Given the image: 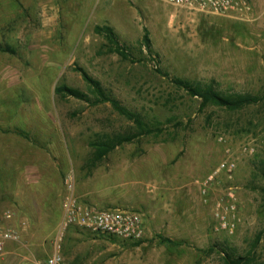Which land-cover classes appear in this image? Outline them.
Wrapping results in <instances>:
<instances>
[{"label":"rangeland","instance_id":"1","mask_svg":"<svg viewBox=\"0 0 264 264\" xmlns=\"http://www.w3.org/2000/svg\"><path fill=\"white\" fill-rule=\"evenodd\" d=\"M248 1L251 13L241 20L160 0H0V150L49 152L53 171L65 173L61 206L72 174L80 202L145 218L140 242L111 241L76 226L60 232L58 221L14 219V204L0 194V225L20 233L10 264L45 258L57 243L69 264H224L225 252L264 264V105L200 108L158 71L224 92L264 93V0ZM96 24L110 25L138 59L106 52ZM144 28L150 54L140 52ZM77 67L161 131L93 161V141L134 125L108 101L93 102ZM61 84L88 100L56 93ZM6 156L5 163L16 162Z\"/></svg>","mask_w":264,"mask_h":264},{"label":"trees","instance_id":"2","mask_svg":"<svg viewBox=\"0 0 264 264\" xmlns=\"http://www.w3.org/2000/svg\"><path fill=\"white\" fill-rule=\"evenodd\" d=\"M93 31L104 38V45L107 47L106 52H115L122 60L136 61L138 59L133 56L129 50V47L120 41L117 33L110 25L96 24L93 27ZM139 43L141 53L143 52V49H145L148 54L152 53L151 40L149 37V32L146 28H144V32ZM0 49H2L1 46ZM77 70L80 71L82 78L88 84L91 92L95 94V99L93 101L94 103L108 101L114 110L127 119L131 120L134 125L133 131L127 134H105L104 136H99L98 140L93 141L91 143L94 149L92 157L93 161L102 160L115 147L125 142H131L140 135L150 134L153 132L157 133L161 131V128L150 125V123H146L138 113L133 112L127 107L121 105V103L116 98L106 95L100 81L90 76L82 67H77ZM158 71L162 72V74L168 78L172 86H174L176 89L182 90L190 97L198 98L200 100V108L206 107L208 105H214L234 111L250 105H264V93H253L250 91L231 93L224 92L212 84L198 83L178 76H170L166 70L159 69ZM55 92L73 96L82 100H88V96L84 92L77 88L69 87L65 84L56 86ZM103 237L110 238L111 241H114L115 239L119 240L118 238L112 236ZM141 240L133 242L138 243ZM160 241L165 244L176 243L170 238L163 236H160ZM212 251L213 248H209L207 250L208 254ZM222 259L224 264H253L254 262L253 255L250 253L245 255H235L230 252H225L222 256Z\"/></svg>","mask_w":264,"mask_h":264},{"label":"built area","instance_id":"3","mask_svg":"<svg viewBox=\"0 0 264 264\" xmlns=\"http://www.w3.org/2000/svg\"><path fill=\"white\" fill-rule=\"evenodd\" d=\"M175 9H182L193 13H207L233 17L241 20L248 18L251 13V4L248 0H160ZM228 169L234 166L233 162L226 164ZM224 167V166H223ZM65 195L63 198V217L59 230L69 227H80L96 236H112L126 241H139L145 235L144 215L131 208L120 206H99L94 203L80 202L74 192L72 174L64 179ZM5 217H11L7 211ZM222 225L226 226L223 220ZM7 241L20 242L19 230L0 225V264L5 252ZM29 264H69L63 258L59 244L45 258H33Z\"/></svg>","mask_w":264,"mask_h":264},{"label":"crops","instance_id":"4","mask_svg":"<svg viewBox=\"0 0 264 264\" xmlns=\"http://www.w3.org/2000/svg\"><path fill=\"white\" fill-rule=\"evenodd\" d=\"M51 140L52 138L45 142ZM27 148H30V150H27L25 154L22 148L17 147L9 151L0 150V194L7 197L9 203L6 204H14V219L22 220L24 218L36 222L58 221L60 223L63 217L61 201L64 192L62 177L64 172L59 169L53 171V168H51L53 163L49 162L53 157L46 150L39 152L32 146H27ZM2 152H4V155H2ZM27 153L28 156H26ZM7 154L10 158L16 160L14 164L5 163L4 160H7ZM22 161H26V165L20 166ZM38 162L42 165L41 169ZM46 168H51V177L48 181L44 179V169ZM13 246L14 242L12 241L5 243V252L1 264H10L14 253L12 251Z\"/></svg>","mask_w":264,"mask_h":264}]
</instances>
